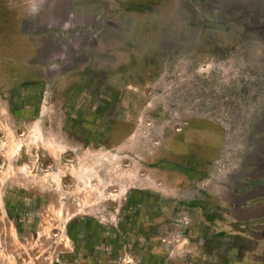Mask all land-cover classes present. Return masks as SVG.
Returning <instances> with one entry per match:
<instances>
[{"label":"rangeland","instance_id":"1","mask_svg":"<svg viewBox=\"0 0 264 264\" xmlns=\"http://www.w3.org/2000/svg\"><path fill=\"white\" fill-rule=\"evenodd\" d=\"M260 185L264 0H0V264H263Z\"/></svg>","mask_w":264,"mask_h":264},{"label":"crops","instance_id":"2","mask_svg":"<svg viewBox=\"0 0 264 264\" xmlns=\"http://www.w3.org/2000/svg\"><path fill=\"white\" fill-rule=\"evenodd\" d=\"M262 186L263 185H260L259 187L264 188ZM235 206L247 212L252 211V213L246 218H243L241 222L243 225L249 222L253 227H251L249 231H243L241 235L247 242L254 243L253 248H249V251H251L249 253H252L256 258L257 256H263V258H260V261L264 264V199L260 201L246 199L242 204L238 203ZM247 220L248 222L246 223ZM262 249V254L256 252ZM256 264H258V262Z\"/></svg>","mask_w":264,"mask_h":264}]
</instances>
